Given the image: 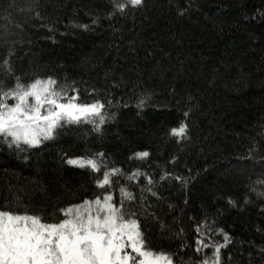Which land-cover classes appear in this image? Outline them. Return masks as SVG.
I'll return each instance as SVG.
<instances>
[{
  "label": "trees",
  "instance_id": "16d2710c",
  "mask_svg": "<svg viewBox=\"0 0 264 264\" xmlns=\"http://www.w3.org/2000/svg\"><path fill=\"white\" fill-rule=\"evenodd\" d=\"M49 77L104 121H62L33 147L0 136V211L55 223L108 193L119 207L124 188L173 264L211 262L212 245L219 264H264V0H0V96Z\"/></svg>",
  "mask_w": 264,
  "mask_h": 264
},
{
  "label": "snow or ice",
  "instance_id": "6c2138e0",
  "mask_svg": "<svg viewBox=\"0 0 264 264\" xmlns=\"http://www.w3.org/2000/svg\"><path fill=\"white\" fill-rule=\"evenodd\" d=\"M137 6L142 0H128ZM126 5L116 7L123 10ZM10 70V69H9ZM56 81L35 79L25 86L17 78L13 89L0 96V136L11 138L8 143L19 147L39 145L42 140L53 138L62 121L79 123L82 120L102 124L104 104L76 103L77 97H65L55 88ZM14 100L9 104L8 100ZM143 101H141V105ZM97 124V130L99 129ZM186 126L173 129L172 134L183 136ZM103 153H97L103 157ZM147 152L137 153L146 158ZM69 164L89 167L99 172L103 166L97 159H70ZM106 167V166H104ZM119 169L103 173L97 186H111V177L119 175ZM136 175L128 177L135 179ZM120 206L112 203L111 193L84 200L78 205L61 209L63 219L55 223L42 222L40 216L14 214L0 211V264H173L164 253L153 252L146 247L139 222L127 218L123 211L124 199L133 195L121 188ZM199 231V229H197ZM227 242V235L224 236ZM197 251L209 247L204 239H197ZM226 245H212L214 259L203 264H219L220 249ZM130 249V251H128Z\"/></svg>",
  "mask_w": 264,
  "mask_h": 264
},
{
  "label": "rangeland",
  "instance_id": "374dc122",
  "mask_svg": "<svg viewBox=\"0 0 264 264\" xmlns=\"http://www.w3.org/2000/svg\"><path fill=\"white\" fill-rule=\"evenodd\" d=\"M128 251H130V249H128Z\"/></svg>",
  "mask_w": 264,
  "mask_h": 264
}]
</instances>
